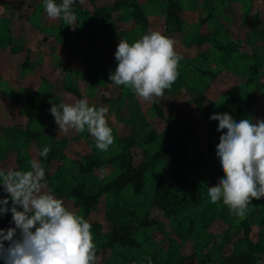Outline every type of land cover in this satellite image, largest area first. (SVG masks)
I'll return each instance as SVG.
<instances>
[{
    "label": "rangeland",
    "instance_id": "374dc122",
    "mask_svg": "<svg viewBox=\"0 0 264 264\" xmlns=\"http://www.w3.org/2000/svg\"><path fill=\"white\" fill-rule=\"evenodd\" d=\"M173 1L177 23L166 0H0V208L31 226H0V264H81L71 237L90 264H264V0ZM176 139L203 197L178 216L152 163ZM125 153L149 162L139 192L108 190ZM80 184L101 192L88 209ZM112 219L136 246L108 244Z\"/></svg>",
    "mask_w": 264,
    "mask_h": 264
},
{
    "label": "trees",
    "instance_id": "16d2710c",
    "mask_svg": "<svg viewBox=\"0 0 264 264\" xmlns=\"http://www.w3.org/2000/svg\"><path fill=\"white\" fill-rule=\"evenodd\" d=\"M178 5L173 0H166V14L168 16V21L179 22L178 16H176ZM164 46L167 49L166 40ZM168 50V49H167ZM163 101L162 97H159V102ZM154 109L160 118L165 119V115L158 103L155 102ZM17 135L23 136L26 140L39 139V133L37 131L21 129L16 127ZM167 130V129H166ZM169 130V129H168ZM187 143L182 140H168L165 144L161 145L159 149L155 152L153 162H163L165 167L161 172L155 190L154 197L158 206L166 212V215H179L186 208L197 207L199 203L203 201L202 192L196 191V182L187 176L184 172V166L187 164ZM47 156H52L53 152L48 151ZM119 166L121 170L118 176L113 179L112 183L108 186V190L117 192L120 189L126 187H132L136 192H139L144 185L145 171L149 166V162L136 161V158L131 153L122 154L119 159ZM97 165V162L95 163ZM89 165V164H87ZM92 166H88L87 169L91 170ZM45 170V168H44ZM84 184L74 186L71 190V194L74 197V203L76 207H85L88 209L90 205L97 202L98 196L101 192L91 193L90 190H85ZM264 211V209H263ZM13 223L12 233L14 236L23 237L28 235L29 230H31L30 223L22 218L21 207L18 206V201L14 199L11 205H3L0 208V226H6L8 222ZM131 225L127 223L120 222L118 220L112 219L109 226L108 232V244H121L125 246H136L137 241L130 235ZM70 236V235H69ZM71 237V236H70ZM70 239V238H69ZM73 241L74 247L77 248L79 252V258L81 264H90L94 256V250L87 247L82 238H72L69 240L71 243ZM72 249L66 247L63 251V257L71 260ZM238 261L236 264H258L257 261H251L252 257L250 253H243L237 257ZM0 261L3 258L0 257ZM7 261L12 264L14 261L7 259ZM12 262V263H11ZM33 262H27V264H32ZM17 264V263H14ZM26 264V263H22ZM198 264H206L204 261H199Z\"/></svg>",
    "mask_w": 264,
    "mask_h": 264
}]
</instances>
